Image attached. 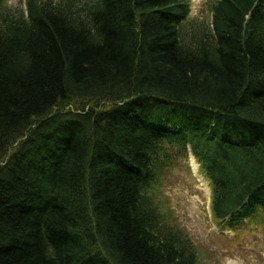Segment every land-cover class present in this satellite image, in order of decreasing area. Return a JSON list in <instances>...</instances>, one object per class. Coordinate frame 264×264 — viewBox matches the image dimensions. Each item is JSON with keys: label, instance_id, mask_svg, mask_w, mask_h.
I'll use <instances>...</instances> for the list:
<instances>
[{"label": "trees", "instance_id": "obj_1", "mask_svg": "<svg viewBox=\"0 0 264 264\" xmlns=\"http://www.w3.org/2000/svg\"><path fill=\"white\" fill-rule=\"evenodd\" d=\"M0 0V264H196L164 204L187 153L215 226L264 224V0ZM256 227V226H255Z\"/></svg>", "mask_w": 264, "mask_h": 264}, {"label": "rangeland", "instance_id": "obj_2", "mask_svg": "<svg viewBox=\"0 0 264 264\" xmlns=\"http://www.w3.org/2000/svg\"><path fill=\"white\" fill-rule=\"evenodd\" d=\"M24 1L6 2L13 10L24 6ZM188 1L183 30L194 34L209 28L214 0ZM158 186L160 191L149 192L165 209H171L167 210L169 219L189 237L196 251V264H264V224L257 226L252 224L254 221L244 220L235 230L217 228L209 208V186L190 153L164 167Z\"/></svg>", "mask_w": 264, "mask_h": 264}, {"label": "bare ground", "instance_id": "obj_3", "mask_svg": "<svg viewBox=\"0 0 264 264\" xmlns=\"http://www.w3.org/2000/svg\"><path fill=\"white\" fill-rule=\"evenodd\" d=\"M193 199H194V198H193ZM196 199H197V198H196ZM196 199H195V200H196Z\"/></svg>", "mask_w": 264, "mask_h": 264}]
</instances>
